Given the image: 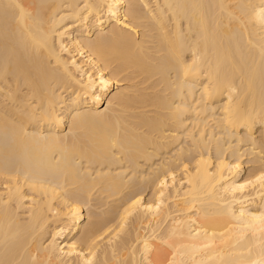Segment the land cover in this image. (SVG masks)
I'll return each mask as SVG.
<instances>
[{
  "label": "bare ground",
  "instance_id": "6f19581e",
  "mask_svg": "<svg viewBox=\"0 0 264 264\" xmlns=\"http://www.w3.org/2000/svg\"><path fill=\"white\" fill-rule=\"evenodd\" d=\"M0 264H264V0H0Z\"/></svg>",
  "mask_w": 264,
  "mask_h": 264
}]
</instances>
